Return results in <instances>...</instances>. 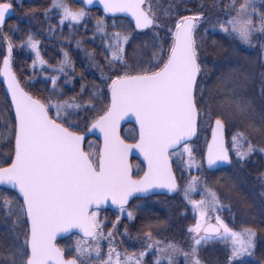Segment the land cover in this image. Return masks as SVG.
<instances>
[{"label":"snow or ice","instance_id":"1","mask_svg":"<svg viewBox=\"0 0 264 264\" xmlns=\"http://www.w3.org/2000/svg\"><path fill=\"white\" fill-rule=\"evenodd\" d=\"M17 2L0 0V32ZM94 2L81 0L77 7L69 0H52L45 18L55 10L61 25L66 21L70 27L79 25L88 15L87 7ZM98 2L105 14H121L130 20L127 29L105 34L111 55H105L104 68L96 65L101 71V83L94 87L88 103L83 102V86L79 99H65L55 74L50 77L52 91L48 96L30 94L12 69L13 43L7 35L0 37L7 45L0 77L11 96L9 108L14 109V118L6 122L7 141L12 147L8 158L0 163V186L10 187L17 194L15 198L0 200V223L5 228L0 236L12 237L9 244L0 239V264H147L144 258L149 252L152 264H179L181 256L184 264H203L199 247L216 241L231 245L228 264H248L247 258L255 256L256 229L245 225L237 231L220 215L212 223L211 213L222 206L219 189L200 175L179 185L170 161L173 156L187 154L188 168L202 171L205 162L209 170L232 165L231 153H235V161L241 167L256 152L264 154V146L253 144L250 139L257 133L264 137V71L260 73L257 111V102L249 94L254 76L241 65L221 70L215 82L205 86L208 65L195 37L205 20L202 14H180L165 23L152 0ZM224 12L226 19L217 20L214 29L218 26L221 32L250 46L257 33L264 37V11L257 12L255 0H229ZM161 29L164 39L160 37ZM97 31H104L103 20H98ZM137 32L151 33V55L140 54L138 47L132 48L130 55L127 53L126 46L136 39L132 33ZM25 43L35 53L33 67L36 61L44 65L39 41L29 35ZM261 49L264 52V43ZM88 56L94 62V55ZM69 64V54L64 52V60L56 71L67 76L65 67ZM108 94L110 101L105 102ZM132 118L138 131L129 142V137L122 135L121 123ZM205 124L211 129V140L207 141L204 159L196 163L189 141ZM229 125L236 131L226 147L225 130ZM97 133L102 144L86 150V137ZM134 151L143 156L146 164L142 174L134 175L128 163ZM257 183L264 207V172ZM157 189L182 191L191 204L198 217L187 229L191 245L184 248L159 239L158 233L154 236L159 225L148 224L141 231L142 249L121 251L116 236L128 234L127 227L120 233L121 216L126 214L129 221L135 219L134 212L126 207L130 198H147ZM239 190L236 183L229 186V191ZM197 191L198 200L190 195ZM109 204L118 209L119 215L105 231L100 213ZM17 228L22 231L17 232ZM73 236V245L59 243L58 238Z\"/></svg>","mask_w":264,"mask_h":264},{"label":"trees","instance_id":"2","mask_svg":"<svg viewBox=\"0 0 264 264\" xmlns=\"http://www.w3.org/2000/svg\"><path fill=\"white\" fill-rule=\"evenodd\" d=\"M69 2H74L77 7L81 5L78 0H69ZM51 3L52 0H18L14 6L15 16L5 27H3V31L0 32V37L7 35L9 40L13 43V71L17 75L23 88L30 94L35 97H46L52 91V85L50 80L47 83L41 80V76L37 75L39 72L38 70L33 69L32 73L34 74L33 76L30 75L28 73L30 69L28 68L29 65L25 64L27 66H23L21 63L25 52L24 48L20 45L25 43L29 35L34 36V39L39 41L40 49L42 51V59L49 67L48 71L52 75L55 74L58 76L57 83L63 90V97L67 99L71 96H76L79 99L78 94L83 86L85 89V92L83 93V102L88 103L94 87L101 83V71L96 65L104 68L107 64V60L105 59V55L107 54L104 47L105 42L97 36H95L97 42L93 40V33L97 28L98 20H103L106 23L110 19L103 17L99 11L95 10L87 12L88 20L84 21L81 25L79 24L71 27L68 23L61 25L58 18L54 16L56 13L55 10L49 11L47 18H45V12L50 8ZM224 10L225 9H223L221 5L216 3V0H175L170 3V12H168V15L163 14L164 10L157 11L156 9V12L160 19L165 23H169L180 14H202L205 20L197 28L195 37L200 45L201 52L205 53H203V56L214 57L215 53L219 50L221 51L225 46V42L221 39L222 37L215 36L220 34L219 27L217 26L215 29L213 28V25L216 24L217 20H224ZM262 11H264V6ZM162 31L163 30H160V33H162ZM203 31H207V34L203 35V37L205 36V39L201 43L200 33ZM212 33L214 35H212ZM134 35H136L137 40L132 42L130 50L134 47H138L140 54L145 56L151 55V40L150 42H143L146 39L149 40L151 33L149 32L148 35H145L144 33H134ZM256 37L262 41L264 40V37H261L259 33L256 34L255 38ZM230 39H233L235 43L237 42L232 37H230ZM213 41H215V44H213ZM262 41L259 42L260 45L262 44ZM149 43H151V45H149ZM3 45L4 40L0 38V51H3ZM145 45H147V47H145ZM261 50V47H255L253 50H243L244 53L240 51L239 53H242V56L239 59L240 61L237 63V65H240L241 63L242 66L247 68L254 76L255 88L253 92H249V94L257 102V111H259L260 101V73L261 71H264V68H262L259 63V59L261 60V54L264 56V52H261ZM256 51H259V53ZM64 52H68L70 60V64L65 67V71L68 73L67 76H65L64 73L56 71L61 66V62L64 60ZM252 52L256 53L255 56H259L258 61L254 62V55L251 57ZM88 53H92L94 55V62L89 59ZM203 59L210 61L208 65H212V59ZM205 71L208 72L206 69ZM105 75H107V71H105ZM218 75L219 74L216 73L215 77ZM104 92L107 93L106 88L104 89ZM92 99L95 101V97H92ZM105 102H108V95ZM9 106V100L4 91V87L0 82V163L8 158L7 153L12 147V145L7 141L8 132L6 130V122L13 118L12 111ZM82 115L86 114L82 113ZM258 121L259 116H257V122ZM230 129L236 131L235 127L232 128L231 125H229L227 128L228 134L232 133ZM200 133L202 137V130H200ZM255 136H257L260 140L258 143L254 140ZM251 137L250 139L253 144L257 146H264V137H261L258 133L252 135ZM230 144V139H228L227 146H230ZM262 172H264V154L256 152L242 167L237 164L229 170L213 174L207 172L205 173V175H208V179L213 184L223 183L224 186L221 187H224V191L226 193L230 194L234 192L231 195L233 198L232 201L236 203L238 210L241 209L240 214L235 208L232 210V214L230 211L231 207L227 205L223 207L221 214L224 218H227L229 226L237 231L239 227H237L234 223L235 219H233V221L231 220V216L239 215L240 217L241 215H244L252 217V224H255L257 229L261 230V228H264V207L261 205L259 198L260 188L257 183V179ZM232 183L240 185L239 192L229 191V189L225 187H229ZM175 198L171 199V202L174 201ZM245 202L248 206H245ZM183 207V213L185 212V215L183 214V216L185 217L186 214L190 213V209L185 206ZM243 222L245 223V221ZM185 230L186 227H183V234L186 236L187 231ZM212 245L216 247H214L212 251L213 254L211 256L220 259V261H216L215 264H228V257L231 254V249L229 248L225 250L223 246L217 245L216 243H213ZM224 246L228 248L229 245L226 243ZM206 254L209 255L207 252ZM199 258L202 259L203 256L200 255ZM223 259L225 260L222 261ZM247 260L248 264H264V245H262L259 240L256 246L255 256L247 258Z\"/></svg>","mask_w":264,"mask_h":264},{"label":"rangeland","instance_id":"3","mask_svg":"<svg viewBox=\"0 0 264 264\" xmlns=\"http://www.w3.org/2000/svg\"><path fill=\"white\" fill-rule=\"evenodd\" d=\"M175 0H152L153 6L155 9H157V11L160 10H164L163 14L170 12V3H172ZM263 1L264 0H255V4H256V9L257 12H261L263 10ZM169 3V4H167ZM216 3L218 5H221V7H223V9L226 8L227 4L229 3V0H216ZM167 4V6H166ZM165 6V7H164ZM165 8V9H164ZM223 19H226L225 14ZM55 17L58 18L59 20V16L58 13L56 12ZM165 16V15H164ZM258 19V18H257ZM88 20V15L85 17L84 21ZM82 21L81 24L84 22ZM104 22V21H103ZM60 23V20H59ZM68 23L67 21L64 23L66 24ZM80 24V25H81ZM113 24H115V27H113ZM128 28V22L126 20H120V19H110L108 20L106 23L104 22V31H94L93 33V40H96L95 36L101 38V40H103L105 42L104 47H105V51L107 53V55L110 57L111 53L108 51V40L106 39L105 34L107 35H111L113 32L115 31H120L122 29H127ZM163 30V29H161ZM207 31H203L202 33H200L201 35V43L204 41L205 36L203 37V35H206ZM133 36L136 37V35H134V33H132ZM212 35H214L212 33ZM215 36L218 37H222L221 39H223V41L225 42V46L223 47V49L220 51H217V53H215L214 57H208V56H203V58H207V59H212L213 63L212 65H208L210 61H207V65L208 67L206 68V70H208V76L205 78V86H210L215 82V75L216 73L219 74V72L221 70H226L228 67L231 66H235L237 65V63L240 61V57L242 56V53H239L240 51H242L244 53L243 50H253L255 47L260 48L261 45L259 44L260 40L259 38H255V36L252 40V45H246L241 43L239 40L235 39L237 42L235 43L233 41V39H230L231 36L226 35L225 33L220 31V34H217ZM34 39V36H32ZM160 37L161 39H164V30L162 31V33H160ZM137 38V37H136ZM151 38V37H150ZM146 39L143 42H150V39ZM35 40V39H34ZM137 40V39H135ZM27 41V40H26ZM25 41V42H26ZM152 42V40H151ZM235 43V44H234ZM262 43H264V40L262 41ZM149 45H151V43H149ZM203 46V45H202ZM3 51H0V67L1 64L3 62V55L6 54L5 48L7 47L6 43L4 42L3 45ZM152 47V45H151ZM254 47V48H253ZM24 52L25 54L23 55V59L21 60V63L23 66H28L29 69V74L33 76L34 73L33 69L38 70V74L41 76V80L44 81L45 83H47L50 80L51 77V73L48 71L49 67L44 64L41 65L39 63V61H36L35 67H33V61L36 60V56L35 53L31 50L30 47L27 46L26 43H24ZM126 50L127 53L130 55L131 54V50H130V46H126ZM259 50V49H258ZM19 51V50H18ZM39 52H40V57L42 58V51L40 49V45H39ZM259 53V51H256ZM262 52V50H261ZM260 52V53H261ZM204 53V52H203ZM205 54V53H204ZM203 54V55H204ZM254 55V62L258 61L259 56H255L256 53L252 52V56ZM27 56V57H26ZM27 59V60H26ZM259 63L262 65L264 64V56H262L261 54V60L259 59ZM27 64V65H25ZM240 65L242 66V64L240 63ZM48 71V72H47ZM255 88V80L253 83L250 84L249 87V92H253ZM109 102V101H108ZM232 128H234V126L231 125ZM243 128V126H242ZM200 130H202V137H201V133L199 134L198 140L191 143L190 146L192 148V158L196 163H200L203 159H204V154H205V146L207 144V141H209L210 135H211V129L208 127L207 124L201 126L199 128ZM231 130V134H228V131L226 129V139H230V143H231V137L234 134V130ZM136 133L134 128H126L125 130H123V135L125 134V136L129 137V142L131 141V137L132 135H134ZM252 138V137H251ZM255 141L258 143L260 140L257 136L254 137ZM227 139V141H228ZM253 139V138H252ZM91 144V149L89 147V145ZM99 143L93 139L90 138L88 139L83 147L86 150H94L95 147L98 145ZM232 157H233V166H236L237 163L235 161V153H231ZM188 159L189 157L187 156V154H184L183 157L181 156H173L172 157V162H173V167L176 173V177L178 180L179 185H184L192 176H197L200 175L203 181H206L209 185H212L213 187H216L219 189V194L221 196V202H222V206L221 208L216 211V212H212L211 213V217L212 220L211 222L214 223L215 222V216L216 215H220L221 218L228 223L227 218H224V216H222L221 211H223V207L225 205L231 207L230 211L233 214L234 208L236 210H238L236 203L233 200V198L231 197V195L234 193H226L224 191V187L222 188L221 186H224V184H213L208 178V175L205 171V169H203L202 171L198 170L197 167H191L188 168ZM3 163V162H2ZM133 166L136 168V170L134 171V175L137 173L142 174L141 169H143L142 166H138L136 162L133 161ZM208 173V172H207ZM228 184V183H227ZM227 189H229V187L225 186ZM225 188V190H226ZM192 196L193 199H200V192H194L190 194ZM4 197H13L15 198L16 195L12 194V193H4L0 191V200H2ZM231 197V199H230ZM229 198V199H228ZM156 200V199H155ZM158 201V200H157ZM179 204V205H178ZM157 205V206H155ZM233 205V206H232ZM137 206H139L137 208ZM183 206H185L186 208L190 209V213L186 214V216L184 217L183 214L185 215V212L183 213ZM178 207H180V210L178 209ZM153 208L159 209V215L153 214L152 216L149 215L150 217H146L144 218L145 220H143V216L141 215V213H145L147 211H152ZM129 210L134 212L135 215V219L132 221H129L127 219L126 214H124L123 216H121L120 219V223L118 225L119 229H120V233L124 232L125 227H127L128 230V234L127 235H117L116 236V243L119 245V248L121 251H140L142 249V244H143V236L141 235V231L142 229H145L146 225L148 224H153V225H159L158 229H154V236L157 235V238L162 239V240H168V241H172L174 243H176L177 245L184 247V248H188L191 245V240H190V235L188 232H186V236L185 234H183V227H186V230L188 229V227L193 226L195 224L196 219H198L197 216L194 215L193 213V209L191 207V204L188 203L187 200L184 199V194L183 192H178V195L176 196L175 200L171 202V205H167L166 203H162L160 202L159 204H152L151 201H140V202H133L131 204V206L129 207ZM240 210H238V213L240 214ZM252 212V210H251ZM119 215V212H114L113 214H111L109 211H101L100 213V218L101 220L105 221L106 227H105V231H108L111 227V224L113 221H115L116 216ZM235 215V214H234ZM231 220H234V223L236 224L238 228V231L245 225L247 226H251L254 227L257 231V237H256V246L258 244V240L261 242L262 245H264V228L257 229V227L255 226V224H252L253 218L252 217H248V216H244L241 215L239 217V215H235V216H231ZM183 219H184V223H183ZM245 221V223L243 221ZM231 227V226H230ZM259 227V226H258ZM17 232L22 231L21 228H17L16 229ZM5 232V228L2 225V223H0V234H3ZM0 239H3L5 244H9L12 241V237H3L0 236ZM184 239V242H183ZM20 243H22V238L19 241ZM75 242V236L71 237V238H66L62 241H59V243L61 244V246H71L73 245ZM105 245V251L107 249V241L103 242ZM217 244V245H221L224 247L225 250L227 249H231V245L228 243V248H226V246H224V242H209L207 244H203L199 247V256L202 255L203 258L201 259V261L203 262V264H215L216 261H220V259H218L217 257H212L211 255L213 254V249L214 245L212 244ZM206 252L209 254L207 255ZM145 261L147 262V264H152V260H153V256L152 253L149 252L148 255L144 258ZM179 259V264H184V258L181 256L178 258ZM226 259V258H225ZM225 259H223L222 261H224ZM221 261V262H222Z\"/></svg>","mask_w":264,"mask_h":264},{"label":"water","instance_id":"4","mask_svg":"<svg viewBox=\"0 0 264 264\" xmlns=\"http://www.w3.org/2000/svg\"><path fill=\"white\" fill-rule=\"evenodd\" d=\"M80 2H81V0H80ZM86 10H87V11H92V10L100 11L104 16H106V17H108V18H123V19H126L127 21L130 20L129 17H124V16H122L121 14H117L115 17L112 16L111 14H105V13H104V10H103V6L98 2V0H96V2H94L93 5L88 6ZM12 17H13V13H12V14L6 19V23H7ZM6 23H5V25H6ZM5 25H4V26H5ZM133 27H134V24H133ZM2 66H3V63H2ZM2 66H1V67H2ZM0 81H1L2 85L4 86V90H5V92H6V95H7V97H8V100H9V102L11 103V96H10V94H8V92H7V84L4 82L3 77H0ZM109 101H110V94H109ZM12 113H13V116H14V109H12ZM127 124H130V125L134 126V127L136 128V131H138V126L136 125L134 118H132L131 120L123 121V122L121 123V130H122L123 127H124L125 125H127ZM196 136H197V135H196ZM196 136L193 137L191 141H193V140L196 138ZM89 138H94V139H96L100 144H102V138L99 137V134H98V133H97L96 135L89 134V135L86 137L85 142H86ZM210 140H211V137H210ZM210 140H209V141H210ZM191 141H189V142H191ZM225 144H226V141H225ZM206 151H207V145H206L205 155H206ZM132 159L140 161V162L143 164L144 169L146 170V164H145V162H144V159H143V156H142V155H140L138 152H135V151H134L133 153H131V154L129 155V157H128V163H129L130 166H131V160H132ZM170 162H171V161H170ZM171 164H172V163H171ZM230 167H231V165H223V166H221V167L218 168V169H217V168H213V169L209 170V169H207L206 162H205V165H204V168H205L207 171H209V172H216V171H219V170L228 169V168H230ZM131 169H132V166H131ZM172 169H173V167H172ZM173 172H174V171H173ZM0 187L3 188V189L9 190V191L13 192L14 194H16V193H15L10 187H7V186H0ZM175 194H176V193H169L166 189H157V190H154V194H151L150 196H153V195H166V196H173V195H175ZM16 195H17V194H16ZM150 196H148V197H150ZM134 199H135V197L130 198L129 203H130L132 200H134ZM102 210L115 211V210H117V208H116L115 206H112L111 204H109V205L104 206V207L102 208ZM58 239H65V238H58Z\"/></svg>","mask_w":264,"mask_h":264},{"label":"flooded vegetation","instance_id":"5","mask_svg":"<svg viewBox=\"0 0 264 264\" xmlns=\"http://www.w3.org/2000/svg\"><path fill=\"white\" fill-rule=\"evenodd\" d=\"M131 129V128H130ZM225 138H226V132H225ZM226 146H227V139H226ZM228 147V146H227ZM171 161H172V157H171ZM132 163V171H133V174H134V171L136 170V168L133 166V161L131 162ZM172 164H173V162H172ZM137 165L139 166H142L139 162H137ZM174 168V167H173ZM179 184V183H178ZM0 190L2 191V192H4V193H10V192H8L7 190H2L1 188H0ZM178 193H176L175 195H173V196H166V195H153V196H150V197H147V198H141V199H134V200H132L126 207L129 209V207L131 206V204L133 203V202H140V201H146V200H148V201H151V203L152 204H159L160 202H162V203H166L167 205H171V199H173V198H175L176 197V195H177ZM156 199V200H155ZM158 200V201H157ZM179 205V204H178ZM155 206H157V205H155ZM178 209L180 210V207H178ZM106 210H104V212H105ZM118 211V209L117 210H115V211H109L111 214H113L114 212H117ZM153 214H156V215H159V209H156V208H153L152 209V211H147V212H145V213H141V215L143 216V220H145L144 218H146V217H150L149 215H153ZM160 216V215H159ZM66 239V238H65ZM59 241H62V240H64V239H58Z\"/></svg>","mask_w":264,"mask_h":264}]
</instances>
